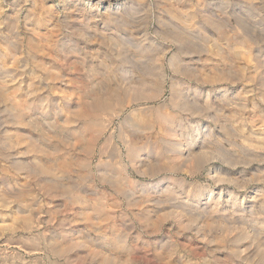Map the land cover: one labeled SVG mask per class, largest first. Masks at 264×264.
Instances as JSON below:
<instances>
[{
	"label": "clouds",
	"instance_id": "1",
	"mask_svg": "<svg viewBox=\"0 0 264 264\" xmlns=\"http://www.w3.org/2000/svg\"><path fill=\"white\" fill-rule=\"evenodd\" d=\"M0 264H264V0H0Z\"/></svg>",
	"mask_w": 264,
	"mask_h": 264
}]
</instances>
